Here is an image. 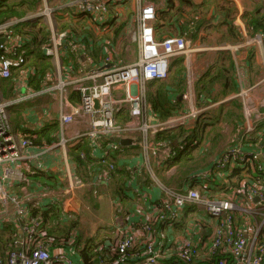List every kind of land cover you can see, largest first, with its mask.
<instances>
[{"label": "built area", "instance_id": "obj_1", "mask_svg": "<svg viewBox=\"0 0 264 264\" xmlns=\"http://www.w3.org/2000/svg\"><path fill=\"white\" fill-rule=\"evenodd\" d=\"M142 1L137 19L139 30L133 35L139 51L135 62L110 64L112 58L108 55L105 57L104 67L90 75V85L81 81L66 83L61 80L58 86L48 85L45 92H52L57 88L68 92V85H72L71 92L80 93L81 101L71 104L73 112H61V126L66 129L75 121L89 118L91 129L85 134L77 133L75 138L88 137L94 153H98V156L93 153L94 156L104 158L117 148V144L110 141L111 137L132 139L129 135L138 134L141 135L139 143L144 151L152 153L160 164H164L174 155L171 141L157 144L152 137L159 131L176 128L182 121L192 119L199 122L205 108L195 104V90L188 82L180 87L187 106L168 119H161L159 111L149 103L146 91L148 83L167 80L172 61L177 57L189 58L193 49L185 36L172 35L158 40L154 25L157 5ZM111 5L112 0H63L50 7L48 0H44V8L38 14L48 17L53 32L52 39L43 48L45 53L60 65L61 55L58 49L65 44L68 32H56V12L64 9L74 17L88 16L106 22L110 18ZM30 18L32 15L0 23V39H5V42H0V80L11 78L14 70H22L26 63L25 54L20 50L25 40L15 36V26ZM247 43L263 47L264 37L259 33L248 39ZM237 72L238 67L236 76ZM120 87H124L125 92L116 94L115 90ZM249 92L250 89L242 88L237 95L244 118L249 121L241 138L235 146L221 151L209 168L191 174L186 184L188 188L176 191L162 184L166 198L153 200L147 194H142L139 187H131L132 193L140 197L139 200L142 199L144 204L136 202L133 205L125 226L119 225L115 208L116 218L110 226L115 227L114 243L109 242L99 248L102 250L106 247L97 264H264V180L246 179L240 184L241 187H236L226 197L220 195V198L211 196L209 182L213 179L212 176L221 173L220 170L238 165H249L254 175L264 176V143L258 144L253 151H245L243 148L244 142L264 120V112L260 111L264 107V101L254 103ZM20 100L22 99L6 100L0 89V221L14 223L19 230L18 249L8 252L4 258L0 257V264H85L83 261L77 262L74 257L79 252V248L74 250L75 236L66 244L69 248H60L55 252L50 243L44 244L37 240L41 218L32 219L29 215L28 194H17L13 189L16 183L27 181L21 169V161L27 157L25 151L34 146L26 133L19 135L13 129L9 119V107ZM124 107L129 108L130 119L120 122L116 115ZM76 139L70 140L63 132L59 144L67 150L69 143ZM132 142L134 143L133 139ZM66 161H69L68 157ZM146 161L149 164L148 155ZM74 164L77 168V164ZM113 168L111 165L98 177L107 180ZM76 185L82 186L84 181L71 173L67 189L61 198L65 199L72 193ZM200 185L204 187L198 188ZM43 192L47 196L48 191ZM256 198L259 200L256 201ZM188 205L195 206L202 212H189L187 224L182 230H178L176 223L181 222ZM36 206H40V203ZM155 224L157 229L154 231ZM213 257H218L214 263L211 261Z\"/></svg>", "mask_w": 264, "mask_h": 264}, {"label": "crops", "instance_id": "obj_2", "mask_svg": "<svg viewBox=\"0 0 264 264\" xmlns=\"http://www.w3.org/2000/svg\"><path fill=\"white\" fill-rule=\"evenodd\" d=\"M125 1L126 0H112L110 18L108 17L106 22H101L97 18H91L88 16L74 17L64 9L56 12L54 20L57 26V33L68 31L59 30L63 23L68 20H72L78 25H82V28L83 26H86L85 30L88 31H82L81 27L78 26V28H80V36L73 38L74 44L71 45V42L66 41L65 44L58 49L61 55V63L58 66L52 58L54 69L50 73L49 78L44 82L41 90H35L31 84L30 78L34 74V71L31 68L24 73L19 69L14 70L13 76L9 78L11 79V83L8 81L9 79L0 80V89L6 100L17 98L22 99L9 107L12 127L19 135L31 131H43L54 122H58L61 127V132L56 142L43 147L32 146L25 151L27 157L25 160L21 161V169L23 170L27 181L24 183H16L15 187L18 188L15 189V192L21 195L28 194L27 205L29 208L30 205L36 206L37 203H40V206L47 208L58 204L61 206L62 210L72 213V215L74 213L79 218L78 210L81 206L80 199L84 197L86 200V188L100 187L101 190L95 195L98 204L96 209L99 212L96 210V214H92L90 218L87 219V224H85L87 226H84L82 231L85 234V237H91L97 234V231L98 233L104 231L101 230V227H110L116 218V206L114 205V200L107 189V187H110L108 186L109 178L103 180L99 177H94L90 182H86L79 176V178L84 181V185H76V188L72 193L68 194L65 199L61 198L64 191L67 189L71 173L74 176L77 175L76 166L68 156V148L65 150L59 144L62 134L65 132L70 140L76 139V134H85L89 130L91 124L89 118L83 117V120L75 121L66 127V129L64 127L62 128L60 120L61 112L63 110L65 112H73L71 104H77L70 99L72 85H68V92H64L60 88H57L52 92H45V90L50 84L52 86H58L61 80L66 83L81 81L82 83H85V85H90L92 82L89 78L90 75L104 67V60L108 55L112 58L110 64L114 63L115 65L131 63L137 60L139 53L138 47L137 45L134 46L133 50V46L129 43L128 37L132 32L139 30L137 19L140 13V1L131 0L128 3ZM144 1L146 3L149 0ZM144 1H142V3ZM189 1L195 7H201V10H203L202 15L205 17L204 21L200 23L199 15L193 17L190 16L191 10L187 8L185 11V17L176 18L174 21L168 23V27L164 28L166 32L161 39L158 37L160 31L156 32V38L158 40H163L172 35L185 36L189 42L190 48L193 49L189 58L177 57L172 61V75L162 83V86L165 87L162 88L161 102L168 107L165 108V110H174L171 114L173 115L175 112L184 109L187 104L181 96L180 87L185 85V82H188L195 90V84L201 75L209 69H214L220 61H224V56L222 55L224 51L228 56H232L235 67H238L237 78L240 82L239 85H241L240 90L242 88L250 89V98L256 104L264 101V45L261 47L256 43H247L248 39H251L259 33L264 37V33L260 31H250L243 18L245 14L256 12L259 9L263 12L264 0ZM209 1L213 3L211 6L206 5ZM62 2L63 0H56L50 4L48 1V4L51 7ZM164 3L166 2L163 1L160 4L162 10L166 8ZM177 3L179 4L178 1ZM225 5L227 6L225 7ZM158 6L159 5H157V8ZM220 6L225 7L226 10H220ZM43 8L44 0L43 6L38 8L36 13L32 11L29 15H32V18H36V16H39V11ZM206 10H208V12ZM124 21L126 23L123 29L118 37H115L113 32ZM227 21L234 28L233 34L228 28ZM186 24L187 28L185 26ZM198 24H200L199 28L197 27ZM182 26L187 31L184 34H182ZM110 34H112L110 38L113 40L111 42L113 46H109V49L107 45L102 46L103 55L101 57L95 55L96 58H101V62L96 64L95 59L92 56V54H94V49L98 47L97 45L103 44L104 41H102V37H108ZM125 41H127V43L123 44ZM71 51L76 53H73V62L75 63L73 67L75 66V68L70 66L64 67L63 65L69 57L72 59V56H70V54H72ZM120 56L121 58H119ZM56 71L58 72L56 73ZM157 83L159 82H153L149 85H155ZM124 92V87L115 90L116 94H123ZM147 95L148 101H150L149 103L158 111V108L151 102L149 93H147ZM23 97L25 98L23 99ZM231 97H233V94H230V96L224 98V100H228ZM260 111L262 110L260 109ZM159 114L161 119H168V117L171 116H163L160 111ZM180 124L181 125L177 127H180L181 129L176 132L177 135L171 141L174 154L185 147L187 143L196 136L197 128H199L198 121L192 119L182 121ZM247 125H249V121L244 118L243 130ZM228 140L229 137L227 138V142ZM220 152H217L207 164L199 167L191 174H197L209 168L211 162ZM94 155L98 156V153L95 151ZM147 155L150 160L149 164L146 161ZM66 157L69 158V163L66 161ZM121 159V161L128 164L132 169L130 179L126 181V183L128 182L126 185L128 189L125 192L127 195L133 197L134 204L136 202L141 203L143 200H139L140 197L132 193L131 187H139L140 192L142 194H147L149 199L155 200L158 198H166V192L162 189V184L165 186L166 184L162 182L158 175L159 166H164L165 164H160L157 157L152 153H146L142 147L140 153L137 152L130 156L121 157ZM34 170H39L43 173L46 172L51 177L55 176L54 181L44 184L33 177L31 178L30 175H33ZM174 170L175 167L171 166L170 169L166 171V174L169 176ZM153 175L155 176L153 177ZM146 177L151 183L146 181ZM166 187L170 190L179 189L168 186ZM45 190L48 191L47 196L44 195L43 191ZM106 197L110 198L109 205L106 203ZM91 223H94L96 227H91ZM75 232L81 234V230L80 232ZM60 248L67 249L69 246L57 247L53 250L55 252ZM78 248L79 245L75 244L74 250ZM74 257L78 260L77 262L83 261L79 257L78 252L74 254Z\"/></svg>", "mask_w": 264, "mask_h": 264}, {"label": "trees", "instance_id": "obj_3", "mask_svg": "<svg viewBox=\"0 0 264 264\" xmlns=\"http://www.w3.org/2000/svg\"><path fill=\"white\" fill-rule=\"evenodd\" d=\"M48 1L52 4V2L56 0ZM163 1L166 2L164 3L166 6L164 10H162L160 6ZM149 2L159 5L157 8V19L154 22L156 32L160 31V35H158L159 39H161L166 32L164 28L168 27L169 22L174 21L176 18L185 17V8L182 10V7H179L181 4L183 6L186 5L191 7L192 10L190 11V16L193 17L199 15L200 23L204 21L205 18L202 15L203 10H201V7L193 6L189 0H149ZM206 5L209 6V2ZM42 6L43 0H0V23H4L11 19H22L27 17L32 11L36 12V10ZM222 9L226 10L225 7L220 6V10ZM243 18L250 31H260L264 33V12L260 9L256 12L245 14ZM125 23L126 22L124 21L115 29L113 32L115 37H118ZM199 25L200 24L197 25L198 28ZM227 25L229 26L228 28L230 32L233 34L234 28L228 23V21ZM76 26H80L82 31H88L85 30L86 26H83L82 28V25H78L72 20L64 22L61 28H59V30L62 31L68 30V37L65 39V42H71V45L74 44L73 38L80 36V28L77 29ZM185 26L187 28V24ZM185 32L187 31L182 26V34ZM15 36L25 40L20 50L25 54L26 63L22 66V70L20 71L23 72L31 68L34 71V74L30 78L31 84L35 90H41L44 82L49 78L50 73L54 69L51 60L52 56L47 55L43 49L44 46L48 45L52 37L50 26L44 22L42 16H36V18L27 19L16 24ZM111 36L112 34L108 37H102V41H104L103 44L97 45L98 47L94 49V54H92V56L94 57L96 64L101 62V58H96L95 55L98 57L103 55L102 46L107 45L108 49L109 46H113L111 44L113 41L110 38ZM71 53L70 56H72V59L69 57L63 64L64 67L70 66L75 68V66L73 67V65H75L73 62V53H76L72 51ZM222 55L224 56V61H220L214 69H209L202 74L195 84V104L198 107L205 108L204 114L198 122L199 128H197L196 136L189 144L169 157L164 162L166 165H164L165 167L159 166L158 175L162 182L168 187L179 188V191L188 188L185 186L187 184L186 182L190 179L192 172L200 166L202 167L207 164L217 152H220L222 149L224 150L229 146H235L243 134L244 113L241 101L237 96L240 91V85L236 76L235 63L232 56H228L225 51ZM8 81L11 83V79ZM220 84L222 88L218 89ZM149 86L151 87L153 85ZM159 87L160 89L158 90L157 96L153 95L152 92L149 93L151 102L158 108L163 116H169L174 110H165V108L168 107L161 102L162 88L165 86L160 84ZM219 90L221 91L218 92ZM230 94H233V97L224 100V98L230 96ZM70 99L75 103H79L81 101L80 93L72 91ZM226 108H228L227 111H225ZM234 109H238L239 111L235 113L233 111ZM262 111L264 112V107L262 108ZM116 119L120 122L128 121L130 119L129 108H122L117 113ZM226 121L235 122L231 125L232 128L228 134H225L224 131H222L223 123L226 124ZM179 129L181 128L176 127L159 131L152 137V139L157 144L159 142L172 141L177 135L176 132ZM60 132L61 127L59 123L54 122L43 131L26 132V136L33 141L34 146L43 147L56 142ZM129 136L132 137L134 143L126 146L117 144V148L104 158H99L93 155L92 143L88 137L84 136L78 138L68 145V156L77 164L76 173L78 177L80 176L86 182H90L94 177H98L100 173L109 169L111 165L114 167L110 170L108 183V186L110 187H107V189L117 208L119 225L123 226L127 225L129 217L131 216L134 200L133 197L127 195L125 192L128 189L126 186L128 182L126 183V181L130 179L132 169L128 164L121 161V157L130 156L137 152L140 153L142 148L139 143L141 135L136 134ZM228 137L229 140L228 142L226 141V143L225 140H227ZM219 138L222 139L221 142H219ZM261 143H264V120L256 126L255 130L250 134V137L244 142L243 148L245 151H253L256 149V146ZM216 144H218L219 147H216ZM211 150L213 151V154H211ZM171 166H174L175 170L168 176L166 171H168ZM33 172V175H30V177H33L44 184L54 181L55 176L51 177L46 172L43 173L39 170H34ZM220 172V174L212 176L213 179L209 180L211 184V196L214 198H220V195L226 197L236 187H241L240 184L246 179L252 181L264 180V176L259 177L254 175L249 165L246 167L242 165L227 167L224 170H220ZM146 181L151 183L147 177ZM200 186L204 187L203 185ZM100 190V187L86 188L85 198L94 208H97L98 205L95 195L99 193ZM142 204H144L143 201ZM118 208H121V210L118 211ZM262 209L264 210V207ZM189 212L200 213L202 211L195 206L188 205L184 210L181 222L178 224L176 223L178 230H182L183 226L187 224V216ZM29 215L32 219L36 217L41 218L39 227L40 231L36 235V238L39 242L44 244L50 243L52 249L65 247L75 236L74 243L79 245V257L85 264H97L99 257L103 256V252L105 251L103 249L106 247H103L102 250H99V248L109 242L114 243L115 227L103 226L101 227V230L104 231L91 237L84 238L82 234L83 232H80V230L77 229L79 226V222L76 220L77 216L74 213L72 215V213L65 212L58 204L48 208L30 205ZM155 226V229H153L154 231L157 229V224H155ZM75 231H79L81 234H77ZM18 239L19 230L15 224L1 220L0 257L4 258L8 252L18 249ZM218 256L222 257L221 255ZM226 257L229 258L231 256L226 255ZM217 258L218 257H213L211 260L212 263H214Z\"/></svg>", "mask_w": 264, "mask_h": 264}, {"label": "rangeland", "instance_id": "obj_4", "mask_svg": "<svg viewBox=\"0 0 264 264\" xmlns=\"http://www.w3.org/2000/svg\"><path fill=\"white\" fill-rule=\"evenodd\" d=\"M131 0H126L125 2H130ZM138 1H142V0H138ZM209 4L211 5V4H213V3H211L210 1H209ZM227 5H225V7H226ZM179 7H182V10L185 8V10L184 11H186L187 10V8H189L190 10H192V8L191 7H189V6H186V5H180ZM228 9V8H227ZM264 9V8H263ZM229 10V9H228ZM206 11H208V10H206ZM264 12V11H263ZM36 13V12H35ZM34 14V13H33ZM43 17V20H44V22H46L48 25H49V19H48V17L47 16H42ZM76 28H78V26L76 27ZM135 32V31H134ZM134 32H132L131 33V35L128 37V41H129V43H131L132 44V49L134 50V46H136L137 45V43L136 42H134V40H133V35H134ZM125 43H127V41H125L123 44H125ZM119 58H121V56L119 57ZM52 60V59H51ZM131 60V59H130ZM56 67H58V66H56ZM58 71H56V73H57ZM170 75H172V73H171V71H170ZM163 82H165V81H161V82H159L161 85H162V83ZM150 83V82H149ZM149 83H148V86L146 87V91H147V93H150V92H152V94L153 95H155V96H157V93H158V90L160 89V87H159V83H157V84H155V85H153V86H149ZM220 88H222V86H221V84H220V87L218 88V89H220ZM221 90H219L218 92H220ZM218 92H217V94H218ZM2 95H3V93H2ZM148 96V95H147ZM3 97H4V95H3ZM235 100V99H234ZM237 100L239 101V99L237 98ZM228 110V108H226V110L225 111H227ZM159 111V110H158ZM235 113H237L239 110L237 109V110H233ZM204 114V113H203ZM9 119H10V114H9ZM81 121V120H80ZM233 123H235V122H233V121H229V122H227L226 121V124L225 123H223V130L222 131H224V133L225 134H228L229 132H230V130H231V128H232V124ZM91 129V125H90V128H89V130ZM88 130V131H89ZM219 140V142H221L222 141V139L221 138H219L218 139ZM227 140H225V142H226ZM216 147H219V145L218 144H216ZM211 152V154H213V151L211 150L210 151ZM201 167V166H200ZM247 185V184H246ZM16 188H18V187H14L13 189H16ZM198 188H202V187H198ZM109 202H110V198L109 197H106V203L109 205ZM80 204H81V206H80V208H79V218L78 217H76V220L79 222V226L77 227V229L78 230H81V231H83V229H84V226H87V225H85V224H87V219L88 218H90V216L92 215V214H96V208H94L93 206H92V204L91 203H89V201L86 199H84V197L83 198H81L80 199ZM115 205V204H114ZM98 211V210H97ZM99 212V211H98ZM102 225H107V224H102ZM91 227L93 226L94 228L96 227V225L94 224V223H91V225H90ZM202 233L204 234V229L202 228ZM210 232V231H209ZM97 233H98V231H97ZM83 234V237H85V234L84 233H82ZM210 233H208V235H209Z\"/></svg>", "mask_w": 264, "mask_h": 264}, {"label": "water", "instance_id": "obj_5", "mask_svg": "<svg viewBox=\"0 0 264 264\" xmlns=\"http://www.w3.org/2000/svg\"><path fill=\"white\" fill-rule=\"evenodd\" d=\"M0 42L1 43L5 42V39L1 38ZM97 107H98V105H97ZM110 141H112V142H114L116 144L123 145V146L130 145V144L133 143L131 138H129V137H121V136H113V137L110 138ZM257 200H259V199L256 198V201Z\"/></svg>", "mask_w": 264, "mask_h": 264}]
</instances>
